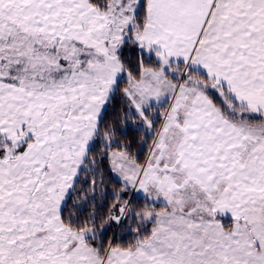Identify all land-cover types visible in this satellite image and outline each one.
Returning a JSON list of instances; mask_svg holds the SVG:
<instances>
[{
	"label": "snow or ice",
	"instance_id": "1",
	"mask_svg": "<svg viewBox=\"0 0 264 264\" xmlns=\"http://www.w3.org/2000/svg\"><path fill=\"white\" fill-rule=\"evenodd\" d=\"M0 264H264V0H0Z\"/></svg>",
	"mask_w": 264,
	"mask_h": 264
}]
</instances>
